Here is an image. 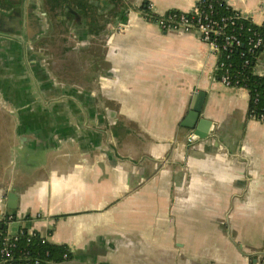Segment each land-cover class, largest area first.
Segmentation results:
<instances>
[{
    "label": "crops",
    "instance_id": "obj_1",
    "mask_svg": "<svg viewBox=\"0 0 264 264\" xmlns=\"http://www.w3.org/2000/svg\"><path fill=\"white\" fill-rule=\"evenodd\" d=\"M86 1L101 29L66 21L57 59L48 43L0 42V210L66 247L64 264H264V122L195 31L142 15L197 0ZM225 1L264 25V0ZM26 8L0 0L2 24L29 29ZM199 91L215 129L189 141L180 122Z\"/></svg>",
    "mask_w": 264,
    "mask_h": 264
},
{
    "label": "trees",
    "instance_id": "obj_2",
    "mask_svg": "<svg viewBox=\"0 0 264 264\" xmlns=\"http://www.w3.org/2000/svg\"><path fill=\"white\" fill-rule=\"evenodd\" d=\"M108 2L118 6L120 0H108ZM41 3L54 22L58 16L63 14V9L66 5H69L83 17L89 19L91 26L101 29L98 27L99 24L94 17L93 6L86 0H41ZM196 7L201 10H210L213 12L212 15L217 18L229 17L234 13V10L225 0H197ZM141 9L142 12H146L147 4L142 6ZM236 25L237 27L231 32L237 35L241 44L236 47L233 46L228 52L221 53L219 61H222L223 66L215 70V75L218 77L222 72L226 71L230 74L233 81L238 80V86L245 88L249 93L247 115L249 117L250 115L257 117L260 114L264 115V75L253 74L252 70L257 56L246 52L245 42L252 32L262 31L264 25L258 26L248 20L237 21ZM101 27L103 28V25ZM227 30L230 31L229 29ZM259 51H257L256 55H258ZM245 61L248 62L245 63ZM5 227V223L0 221L1 232L5 231ZM10 254L14 261L38 260L39 264H58L72 258V253L66 247L49 242L36 231L28 233L26 227H23L22 232L18 233V239Z\"/></svg>",
    "mask_w": 264,
    "mask_h": 264
},
{
    "label": "built area",
    "instance_id": "obj_3",
    "mask_svg": "<svg viewBox=\"0 0 264 264\" xmlns=\"http://www.w3.org/2000/svg\"><path fill=\"white\" fill-rule=\"evenodd\" d=\"M152 7V4H147V11L142 12L145 20L157 25L163 30L195 31L207 45L210 54L216 59L215 70L223 66L222 61H219L221 53L228 52L233 46L236 47L241 44L237 35L231 32V30L237 27V21L248 20L252 23L248 16L236 10H234L233 15L229 17L217 18L212 15L213 12L210 10L198 9L196 4L190 12L169 10L163 14H155ZM245 45L247 53L257 56V51L261 50L264 46V29L262 31L252 32L251 36L247 38ZM247 62L248 61H245V63ZM252 71L255 75H264V70L259 68L257 61H255ZM216 79L227 87H241L238 86V80L233 81L230 74L226 71L222 72ZM250 117L264 122V115L262 114L257 117L255 115H250ZM0 221L4 222L6 225L5 231H0V264H39L38 260H26L24 262L13 260L10 252L18 239V233L22 232L24 226L16 214L3 210H0ZM12 223L17 224L14 234L9 233V227ZM31 232L32 231L28 230V233Z\"/></svg>",
    "mask_w": 264,
    "mask_h": 264
},
{
    "label": "flooded vegetation",
    "instance_id": "obj_4",
    "mask_svg": "<svg viewBox=\"0 0 264 264\" xmlns=\"http://www.w3.org/2000/svg\"><path fill=\"white\" fill-rule=\"evenodd\" d=\"M27 1V16L29 22L32 24V27H21V25L11 24L10 20H6L5 24H2L0 20V31L4 30L5 32L9 33L10 36H5L4 38L0 37V42L8 43L11 46H23L29 47L32 46H41L46 44L48 41V36L50 35V30L48 28V18L49 15L47 11L43 8L41 0H26ZM21 10L14 9V14H18ZM23 15V12H20ZM18 15V18L22 16ZM63 17V18H62ZM55 21L56 23H63L69 21L73 22L74 24H79L80 20H82V16L79 12L71 8L69 5L63 9V14L58 16ZM54 22V23H55ZM9 24V25H7ZM7 38V39H6ZM10 39V40H9Z\"/></svg>",
    "mask_w": 264,
    "mask_h": 264
},
{
    "label": "water",
    "instance_id": "obj_5",
    "mask_svg": "<svg viewBox=\"0 0 264 264\" xmlns=\"http://www.w3.org/2000/svg\"><path fill=\"white\" fill-rule=\"evenodd\" d=\"M204 98H205V93L203 91H199L195 93L191 98L186 115L180 122V125L182 127L188 129L191 132L188 137L189 141L205 138L208 135L213 134L214 132L215 129L214 123L200 117V112ZM7 198H8L7 207L11 210H15L16 195L10 192ZM16 227L17 224L12 223L9 227V233L14 234ZM65 262L66 261H63L58 264H64Z\"/></svg>",
    "mask_w": 264,
    "mask_h": 264
},
{
    "label": "rangeland",
    "instance_id": "obj_6",
    "mask_svg": "<svg viewBox=\"0 0 264 264\" xmlns=\"http://www.w3.org/2000/svg\"><path fill=\"white\" fill-rule=\"evenodd\" d=\"M48 13V12H47ZM49 15V18H48V28L49 30L51 31L50 32V35L48 36V40L47 43L50 45V46H56L57 48L54 49V50H51V54H53V59H57L56 56H54V53L55 55L58 53H62L61 52V46L62 44L67 40L66 39V30L63 29V23H54V21L52 20V17L50 16V14L48 13ZM50 24V25H49ZM48 49V47H47ZM48 53L50 52L49 49L47 50ZM60 52V53H59ZM59 60H57V62L60 63V56L58 58Z\"/></svg>",
    "mask_w": 264,
    "mask_h": 264
}]
</instances>
